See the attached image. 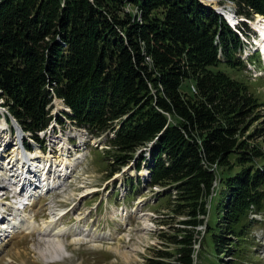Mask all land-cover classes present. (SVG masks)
<instances>
[{
  "label": "trees",
  "instance_id": "1",
  "mask_svg": "<svg viewBox=\"0 0 264 264\" xmlns=\"http://www.w3.org/2000/svg\"><path fill=\"white\" fill-rule=\"evenodd\" d=\"M225 1L264 17V0ZM238 30L250 39L248 24ZM246 47L202 0H0V107L40 141L62 100L73 124L106 136L109 176L149 164L159 201L189 220L161 236L178 249L150 264H194L201 225L218 264H247L251 215L264 214V153L252 143L264 121L250 132L264 103L241 75Z\"/></svg>",
  "mask_w": 264,
  "mask_h": 264
},
{
  "label": "rangeland",
  "instance_id": "2",
  "mask_svg": "<svg viewBox=\"0 0 264 264\" xmlns=\"http://www.w3.org/2000/svg\"><path fill=\"white\" fill-rule=\"evenodd\" d=\"M206 2V5L215 10L223 8L228 12L237 13L238 8L232 1L222 3L220 0H211ZM258 16L252 17L251 25L248 24L250 29L248 42L251 45L257 39L253 25L257 23ZM241 19L246 18L241 16ZM249 44L245 49L246 52L238 54V57H241L246 65L241 75L250 85L253 94L264 103V62L261 60L260 52H252V46ZM255 53L259 54L260 61L250 66V57L247 54L253 56ZM221 69L229 75L235 76L232 68L221 67ZM186 88L184 89L188 90ZM1 103H3L2 100ZM53 104L50 109L53 122L49 125L47 134L45 137L38 134L41 142L25 139L26 147H30L32 152L41 148L46 155L51 152V156L59 157L60 149L50 140L65 138L72 143L69 157L72 160L78 156L81 157L75 174L68 181L66 190L60 189L46 194V197L38 198V208L41 209L39 212L34 211L33 214L36 216V221L42 224L43 221L50 220V214L65 213L62 226L72 228L78 222L79 216L77 217L76 214L82 212L87 216V219L82 221L83 229L91 231L95 236L92 237V240L82 242H75L70 235L61 238L67 251L60 256L59 260L53 261L50 257L44 258L37 250L38 245L42 242L36 233L26 235L8 245L0 243V264H150L151 260H158L157 256L160 252L174 253L178 246L165 243L161 236L163 233L171 235L173 229L178 227L184 228L180 223L189 220L185 216L176 217L173 214V206L170 207V202L159 201L164 195V193L159 195L161 190L164 192L162 187L154 186L149 189L146 186L145 178L147 176H142L144 171L142 169L144 167L148 169L147 162L142 163L140 171L136 170V163L132 162L115 172L113 176H109L114 169V165L110 163L114 164V161L106 150V137L95 138L90 133L87 135L86 130L76 126L72 120L65 116L72 115V113L65 110L64 102L55 99ZM261 113L264 115V108ZM0 115V142L5 140L2 138L3 131L1 130L2 124L5 123L6 128L9 125V130L4 131L8 145L3 147L9 148V152H12L9 140L17 138L16 131L13 130L8 111L0 107ZM262 121L264 120L251 127L250 132L255 127H262L259 125ZM110 136L112 137L113 134ZM80 140L84 143H81ZM30 142L33 143L32 146ZM252 143L254 145L257 143L264 153V137L252 140ZM66 146L65 144V148ZM64 169L66 168L64 167ZM1 185L6 184L0 176ZM3 193L7 194L1 197ZM10 196V192L0 190L1 203L12 204L13 201H6ZM124 211L128 212V217H120ZM28 213H30L29 210ZM214 214L215 209L213 208L210 217L208 215L206 219L211 220ZM251 218L257 220L258 224L252 229L250 242L245 244L246 247H249L247 249L249 256L245 261L247 264H264V214L251 215ZM76 226L81 229L80 225ZM81 231L85 233L82 229ZM197 231L195 238L198 242L193 256L194 264H218L211 238L210 236L205 237V225L197 227ZM108 233L113 234L112 239ZM103 237L108 240L102 239ZM231 259V257L225 256L224 263L230 262Z\"/></svg>",
  "mask_w": 264,
  "mask_h": 264
},
{
  "label": "bare ground",
  "instance_id": "3",
  "mask_svg": "<svg viewBox=\"0 0 264 264\" xmlns=\"http://www.w3.org/2000/svg\"><path fill=\"white\" fill-rule=\"evenodd\" d=\"M202 1L207 4L206 1L208 0ZM228 17L229 19H233L231 15H228ZM253 28L258 35L255 40L257 48L261 51L264 59V19L262 16H258V21L253 25ZM65 110L71 113L68 107ZM6 127L7 125L5 123L1 126V130L3 131L2 138L5 139L1 142L8 145L7 137L4 136ZM18 135L12 141L9 140L14 151L10 154L11 156L7 155L5 152L6 149L0 145V176L6 184L1 186L0 190L9 189L13 191L16 197H20L21 199L20 204L15 206H11L8 203H1L0 201V243L8 245L16 239L36 233L42 242L37 248L39 253L44 258L48 259L50 257L53 261H57L67 251L61 238L70 235L74 238L75 242L88 241L94 238V233L83 229L82 221L86 220L87 216L82 212L76 214L77 217L79 216L76 225L81 226V229L85 232L83 233L76 225L74 227L72 226V228L62 226L65 213L50 214V220L43 221L42 224H39L33 212H39L41 209L40 207L38 208V198L40 196L46 197L48 192L57 188L68 176L70 177L73 174L77 165H79V158L81 156H78L75 160L69 157L70 146L65 138L62 140H50L52 143L57 144L60 149L59 157H53L51 153L46 155L40 149L27 154L22 148V141L23 139L25 140L26 136L24 137L20 132ZM65 144L67 145L66 148ZM147 174L148 172L146 170L142 172L143 177ZM4 208L6 211L10 210L7 217L3 216ZM114 209L119 211L117 208ZM28 210L30 213H28ZM125 212L120 217H128V212ZM112 235V233H108L110 239H112ZM102 239L107 238L103 237Z\"/></svg>",
  "mask_w": 264,
  "mask_h": 264
},
{
  "label": "water",
  "instance_id": "4",
  "mask_svg": "<svg viewBox=\"0 0 264 264\" xmlns=\"http://www.w3.org/2000/svg\"><path fill=\"white\" fill-rule=\"evenodd\" d=\"M210 1H211V0H210ZM255 45L257 46V43H255ZM11 120H12V123L14 124V126L16 127L18 133L20 132L21 135H24V131H23V129L21 128V126L17 123V121H16L13 117H11Z\"/></svg>",
  "mask_w": 264,
  "mask_h": 264
}]
</instances>
